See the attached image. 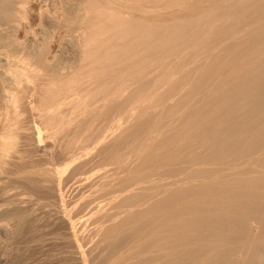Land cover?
Returning a JSON list of instances; mask_svg holds the SVG:
<instances>
[{
  "label": "bare ground",
  "instance_id": "1",
  "mask_svg": "<svg viewBox=\"0 0 264 264\" xmlns=\"http://www.w3.org/2000/svg\"><path fill=\"white\" fill-rule=\"evenodd\" d=\"M65 1L0 0V264H264V0Z\"/></svg>",
  "mask_w": 264,
  "mask_h": 264
},
{
  "label": "rangeland",
  "instance_id": "2",
  "mask_svg": "<svg viewBox=\"0 0 264 264\" xmlns=\"http://www.w3.org/2000/svg\"><path fill=\"white\" fill-rule=\"evenodd\" d=\"M78 1H81V0H66V1L64 2V4H63V7H64L65 9H66L67 7H69V8H68V11H69V9H70V10H71L70 13H72V12H76L77 9H78V7H79L78 5H80V4H78V3H79ZM70 2H71V3H70ZM77 2H78V3H77ZM71 4H72V5H71ZM66 5H67V7H66ZM76 5H77V8H75L76 10L72 9V8H74ZM34 27L37 28V29L35 30L36 35H38L37 37H38V38H39V36H40V38L43 37V40L46 41L45 38H47V37L49 36V34H51V33L48 34V33L46 32L48 29H47L46 27L39 28V27L36 26V25H34ZM37 30H38V31H37ZM42 30H43V33H41ZM45 30H46V31H45ZM37 32H39V33L37 34ZM48 32H50V30H49ZM44 33H45V34H44ZM46 33H47L48 36L46 35ZM22 34H23V33H21V32L19 33L20 36H22ZM42 34H43V36H42ZM41 36H42V37H41ZM45 36H46V37H45ZM14 54H15V53H14ZM55 77H57V76H55ZM0 112H2L1 109H0ZM1 115H2V114L0 113V116H1ZM1 118H2V116L0 117V119H1ZM0 121H1V120H0ZM0 123H1V122H0ZM196 175H198V177L196 176L197 178H200V177H201V173L196 174ZM199 175H200V177H199ZM8 188L11 189L10 187H8ZM12 189H13V188H12ZM14 190H15V189H14ZM40 223H41V222H40ZM0 228H1V226H0ZM1 231H2V232H1ZM1 233H2V234H1ZM5 237H7V235H6L5 233H3V230H2V228H1V229H0V247H1V245H2L1 249H3V244H5V245H4V248H5L6 245H8V247L6 246V249H8V252H10L11 249H12V247H10V246H12V245L5 243L6 241L9 243L8 239H7V238L5 239ZM5 240H6V241H5ZM4 241H5V242H4ZM23 243H24V242H21L19 245H22ZM25 244H26V243H25ZM9 245H10V246H9ZM23 245H24V244H23ZM23 245H22V246H23ZM33 248H34V247H33ZM34 249L37 250V248H34ZM35 250H34V251H35ZM12 252H13V251H12ZM38 252H40V251L38 250V251H36V253H35V252H34V253H35L37 256H39V255L41 256V252H40V254H39ZM8 254H9V253H7V255H8ZM35 254H34V255H35ZM32 255H33V254H32ZM36 255H35V257L32 256V260H31V261H32L33 263H35L36 261H38L39 258H40V256H39V258H37ZM34 258H35V259H34ZM36 258H37L38 260H37ZM33 260H34L35 262H34Z\"/></svg>",
  "mask_w": 264,
  "mask_h": 264
}]
</instances>
